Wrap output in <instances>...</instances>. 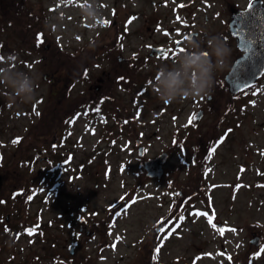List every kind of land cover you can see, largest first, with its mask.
<instances>
[{
  "label": "rangeland",
  "instance_id": "rangeland-1",
  "mask_svg": "<svg viewBox=\"0 0 264 264\" xmlns=\"http://www.w3.org/2000/svg\"><path fill=\"white\" fill-rule=\"evenodd\" d=\"M58 1L31 0L30 5L43 7L44 15H37L39 20L27 7L15 8L11 26L6 28L8 33H3L10 42L3 40L8 48L7 53L0 52L3 57L0 70L12 67L27 72L38 87L32 103L9 104L5 93L10 89L0 84V173L7 171V163H15L18 176L38 178L36 183L44 190L36 192L38 195L31 205H23V214L27 212L28 218L18 217L15 210L22 206L21 201L26 202V196L11 195V185L0 182V219L11 213L5 221L7 225L25 224L27 220L30 225L38 222V232L46 231L47 238L55 240L60 234L54 229L60 201L64 214L68 207L81 209L89 201L98 226L86 249L94 260L98 264H136L137 259L143 261L151 254L152 244L145 243L160 219L187 209L182 203L185 197L193 196L194 190L186 187L193 178L196 189L203 183L214 185L208 192L215 199V217L228 225L220 235L217 228L199 218L202 222L193 226L203 227V233L198 239L190 240L188 230L182 228L178 238L171 236L166 242L168 246L162 255L168 256L165 260L176 262L185 257L186 264H231L229 257L238 253L236 264H264V252H261L264 248V79L260 86L257 84L248 92L245 88L241 93L236 92L239 96L235 99L222 91L205 106L203 119L198 117L191 124L188 121L199 106L197 98L185 99L186 109L180 103L182 100L161 108L164 103H159L152 91L145 89L143 94H138L133 81L125 85L126 93L121 92L122 96L114 87L116 97L99 108L96 99L90 102L86 96L88 84L116 61L114 55L112 60L105 55H82L87 53L81 49L102 47L101 41L93 39L104 33H110L114 42L116 28L123 34L132 33L127 39L128 47H140L141 35L147 33L145 27L139 28L141 21L126 26L120 19L138 15L141 0H94L100 15L110 19L108 23L100 17L93 21L86 14V18H81L79 13L84 8L80 3L88 0H65L62 6L56 5ZM143 2L146 10L150 0ZM111 5L119 8L116 25L109 12ZM78 59L81 66L76 64ZM84 59H90L88 71ZM63 62L75 63L74 69L60 66ZM51 74L55 75L53 81ZM118 96L125 98L124 103L123 100L113 103ZM120 106L125 111L121 124L113 114L119 112ZM175 112L183 113L176 116ZM136 137L144 140V157L134 145ZM17 140L18 143H13ZM56 142L58 147L54 150ZM212 142L215 152H211ZM164 150L170 153L164 177L159 182L145 181L141 169L144 160ZM45 163L71 165L57 171L52 164ZM202 166L206 168L203 175ZM202 176L206 179L200 183ZM72 219L73 216L68 220ZM64 220L65 228L61 231L65 237L70 233L65 231L67 218ZM254 231L261 236L259 246L251 243ZM38 236L35 247H41L37 241H44L38 240ZM30 239V235L18 233L10 237L9 251L14 253H3L4 263L22 259L25 253L20 248L24 247L25 252L30 250Z\"/></svg>",
  "mask_w": 264,
  "mask_h": 264
},
{
  "label": "flooded vegetation",
  "instance_id": "flooded-vegetation-1",
  "mask_svg": "<svg viewBox=\"0 0 264 264\" xmlns=\"http://www.w3.org/2000/svg\"><path fill=\"white\" fill-rule=\"evenodd\" d=\"M64 2L65 0H59L56 5L62 6ZM94 2V0H88V2L85 4L80 3V7L82 6L85 8L86 6L92 5ZM98 3L99 6H101L100 1H98ZM30 4L31 0H0V52L3 50L5 53H7L5 49L8 47L6 48V45L3 42V40H6V34L3 33H8V29L6 28L11 26L10 20L12 15H15V8L17 10V8L20 6L24 8L27 7L31 13L35 12L36 16L34 17L35 19L38 18V20V16H40V14L44 15L43 7H40V4ZM143 4V0L139 1L137 7L138 15L134 14L120 19V22H124V25L126 26L134 21H141L139 28L143 29V27H145V31H147V33H145L146 35H141L139 41L140 47H128L127 39L132 33H129L128 35L127 32H125L123 34L120 30L118 31L119 28H116L114 32V35L116 36V38H114V42H112L110 33H104L93 39L97 42L101 41L100 44L102 47L100 46L99 48L97 46H93L86 47V49H81L82 52L87 53L82 55H105L106 59L111 58V60L112 56L114 55V59L116 61L113 66L110 65V67L103 69L102 73L94 77L96 79L89 82L88 93L86 96L90 98V102H93L95 101L94 99H96V103L98 104L97 107L99 108H101V105L110 104L109 100H112L113 97H116L113 94V88H118L117 94L121 95V92L125 94V85L131 81H133V83L138 88V94H143L144 90L147 89L156 95L152 88V82L155 78V75L162 64L167 63L171 65L175 62L177 54L181 52V48L187 50V40L185 37L195 36L201 41H206L212 35H220L227 41V44L231 49V55L225 60L223 66L219 67L215 71L214 84L211 92L208 95L201 96L196 99L199 106L196 111H193L192 114L196 116V121L200 118L203 119L202 117H204L206 114L205 106L210 105L211 101H215L214 99H216L217 95L222 93V91H227L228 97L230 99H235L237 96H239L241 91H239V93L233 94L229 89L230 87L225 77L230 72L231 67H233L235 63L238 62L242 57H245V55H253L254 62L260 60L264 56V0H150V6L145 5L147 8L146 10ZM181 5H183V7H181ZM103 6H106L105 3ZM109 9L110 14L115 20L114 24L116 25V23L119 22L116 18L120 13L119 8L117 9L114 7V5H111L109 6ZM79 14L83 19L87 17L84 12ZM60 15H62V11H60ZM177 17H179V19H177ZM100 18H102L104 22L110 21V19H108L106 16L100 15ZM96 20L100 19L97 18ZM129 21H131V23H129ZM111 23H113V20ZM244 25L248 26V28L250 27L251 32H247ZM123 35L126 37L123 38ZM7 40L10 42V38L8 36ZM177 41H179V43H177ZM203 46L205 48L207 47L206 44ZM60 51H62V49H59V52ZM165 56H167V58H165ZM77 61L78 62L76 64L81 66L80 59ZM62 64H64L66 68L71 66L74 69L73 66L75 63L63 62L60 66H62ZM88 64H90V59H84L83 65L86 71H88V67H90ZM53 76L55 75L51 74L50 76V80L52 81L54 80ZM45 77H47V75H45ZM263 79L264 71L260 76H258V79L253 84H251L249 87H246L244 90H247L248 92L249 89L251 90L258 85L260 86ZM149 88L151 89L149 90ZM121 100H123L122 102L124 103L125 98L118 96L117 99L113 101V103L116 101L121 102ZM187 100L188 99H186V101ZM237 101L238 99L235 100V104ZM158 102L162 103L159 99ZM184 102L185 99L180 103L183 104V108L186 109ZM165 106L166 104H164L161 108ZM123 110L124 109H122L120 106L119 112L117 113L114 111L113 113L120 120L119 124L124 123L122 114H124L125 111ZM77 112L78 110H76L74 114H77ZM87 112L90 113V111ZM181 113L175 112L174 115L179 116ZM123 129L124 128L120 127V130ZM252 129L255 131V127ZM138 140L141 141L140 144L137 143ZM212 141L214 142V140ZM213 142L210 145L212 147L214 144ZM134 145H137L138 148L140 145H143L145 148L144 140L140 137H136ZM57 147L58 142L55 143L54 150H56ZM45 164H52L51 166H54L57 171L71 165V163ZM143 164L141 169L143 171V176L145 179H147L145 181L149 180L159 182L167 172L165 168L163 176L152 177L148 175V172L144 168ZM0 166H2L1 163ZM6 166L7 171L0 173V182H7L9 185H11V195L15 194L19 197L22 195L26 196V202L21 201L22 206L15 210V216L20 215L18 217L23 216L28 218L29 214L27 212L23 214V205L25 203L27 204V207L31 205V202L38 195L36 192H42L44 189L40 188L38 183H36L38 178H33L30 180L29 178L24 179V177L18 176V174H16L14 171L16 170L15 163H7ZM45 166L46 165H44V167ZM200 168L202 170L201 175H203L206 168L203 166ZM4 169L6 170V168ZM42 170L43 169H41L40 173ZM202 178L203 179H201L200 183H203V180L206 179L203 176ZM192 179L193 178L189 180L187 184L188 186L186 187H189V190H194L193 196L189 195L185 197L182 203L186 205L187 209H179L177 210L178 214H176V216H170L168 214L160 219V222L158 226L156 225L154 231L149 232L150 235L147 236L148 239L145 243L146 245L152 244L151 254L146 255V259L142 258L144 262L140 261L141 258L137 259L136 264H147L146 261L148 264H186L185 257L180 261L174 262L172 260H165L168 258V256L163 257L162 255L165 252V248L168 246L166 242L170 240L171 236L173 237L172 239L178 238V234L182 233V228L188 230L189 235H191L190 240H195L198 239V235L204 231L203 227L201 226H193L194 223L201 221L199 218H202L205 224L211 225L208 223L207 217L194 216L191 214L193 212H206L208 213V216H214L212 223L217 225V229H226L228 223L217 219L213 211L215 199L210 198L208 188L213 187L214 185L208 186L207 183H203L202 186L199 185L196 189L195 183H192ZM62 190L63 189L61 187V189H59L60 195H62ZM141 191L144 190L141 189ZM29 197H31V199H29ZM60 202L61 203L58 209L59 214L57 215L54 228L58 229L60 234L56 236L55 240H53V238H47V234L45 233L46 231H43L42 234L38 232V222L36 224L32 223L30 225L27 220V222L25 221V224L19 222L14 224V226L11 224L7 225L5 221L10 219L11 213H8L6 218L3 217L0 219V264H5L3 261V253H7L9 255L14 253L9 251L10 244H8V239L17 233L18 235L24 234L27 236L28 229H35L34 234L30 235V250L25 252L24 247H21L20 252L25 253L23 258L19 259V261H13V259L11 261L8 260L7 263L98 264L97 261L92 257V253L87 250L90 246L89 242H92L93 238L96 236V228L98 226L97 223L94 222L95 219H93L94 217L91 214L93 210L90 209V202L87 201L85 205H82L81 209L72 208L73 206L68 207L65 214L62 201ZM0 213L2 214V212ZM71 216H73V219L72 221H69L68 219H70ZM180 216L184 217L183 221L179 220ZM64 218H67L65 231L70 233V235L65 237L64 233L62 235L61 231L63 228H65ZM177 222L180 223V227L176 228L171 235H168V231ZM44 226L45 224H43V229L45 228ZM39 234L40 237L38 236V240L42 239L44 241H37V245L39 243L41 244V247H35L37 238L36 236ZM256 235L257 233L255 231L252 232L250 240ZM234 243L237 245L239 244L237 241ZM193 244H195V242L192 241V245ZM101 245L103 244L101 243ZM157 247H160L159 253L156 252ZM39 250L41 253L38 252ZM230 258H232L231 264H236L238 261V253H234L233 257L231 256ZM193 259H195L194 255Z\"/></svg>",
  "mask_w": 264,
  "mask_h": 264
},
{
  "label": "clouds",
  "instance_id": "clouds-1",
  "mask_svg": "<svg viewBox=\"0 0 264 264\" xmlns=\"http://www.w3.org/2000/svg\"><path fill=\"white\" fill-rule=\"evenodd\" d=\"M83 12L93 21L100 17V9L94 3L86 6ZM186 40L187 50L178 53L171 65L162 64L152 82L157 98L164 104L208 95L214 84L215 71L231 55L227 41L220 35H212L206 41L195 36ZM0 84L10 89L5 93L9 104L16 101L29 104L35 100L38 85L27 72L5 67L0 70Z\"/></svg>",
  "mask_w": 264,
  "mask_h": 264
},
{
  "label": "water",
  "instance_id": "water-1",
  "mask_svg": "<svg viewBox=\"0 0 264 264\" xmlns=\"http://www.w3.org/2000/svg\"><path fill=\"white\" fill-rule=\"evenodd\" d=\"M264 71V56L254 62L253 55H245L235 65L227 75V80L230 84V90L232 93H236L243 88L250 86L254 83L258 76ZM140 153L143 154V147H140ZM140 154V155H141ZM167 152L160 153L157 157L149 158L145 161V168L148 171V175L161 176L163 174V163L168 157ZM252 242L259 245V237L252 239Z\"/></svg>",
  "mask_w": 264,
  "mask_h": 264
},
{
  "label": "snow or ice",
  "instance_id": "snow-or-ice-1",
  "mask_svg": "<svg viewBox=\"0 0 264 264\" xmlns=\"http://www.w3.org/2000/svg\"><path fill=\"white\" fill-rule=\"evenodd\" d=\"M181 7H183V5H181ZM250 7H251V5H250ZM134 19V18H133ZM177 19H179V17H177ZM105 23H107V21H105ZM129 23H131V21H129ZM186 39L188 38V37H185ZM42 42V41H41ZM177 43H179V41H177ZM185 49L184 48H181L180 49V51L182 52V51H184ZM165 58H167V56H165ZM0 59H3V57H0ZM85 75H87V73H85ZM254 95L256 94V93H253ZM254 103V102H253ZM97 111H98V109H97ZM196 119V116L195 115H193L190 119H189V121H188V123L189 124H191V123H193V121ZM19 141L17 140V141H13V143H18ZM221 143L223 142L222 140L220 141ZM216 151V147L214 146L212 149H211V152H215ZM210 155H211V153H210ZM29 199H31V197H29ZM133 203H135V201H133ZM192 215H194V216H205V217H207V219H208V223L209 224H211V226L214 228V229H216L217 228V225L216 224H214V223H212V221H213V218H214V216H208V213H206V212H193V213H191ZM179 220L180 221H183L184 220V217L183 216H180L179 217ZM180 227V223H175L174 224V226L168 231V235H171L172 234V232H174L175 231V229L176 228H179ZM218 230V232H219V234L220 235H223L224 234V231H225V229H223V228H219V229H217ZM162 231H163V229H162ZM229 231H235V229H229ZM27 232H28V235H33L34 234V232H35V229H28L27 230ZM113 247H115V245H113ZM156 252L157 253H159L160 252V247H157L156 248ZM261 252H264V248H262L261 249ZM258 255H259V253H258ZM229 259H231L230 257H229Z\"/></svg>",
  "mask_w": 264,
  "mask_h": 264
},
{
  "label": "bare ground",
  "instance_id": "bare-ground-1",
  "mask_svg": "<svg viewBox=\"0 0 264 264\" xmlns=\"http://www.w3.org/2000/svg\"><path fill=\"white\" fill-rule=\"evenodd\" d=\"M244 26L246 27L247 32H249V31L251 32V28L250 27L248 28V26H246V25H244Z\"/></svg>",
  "mask_w": 264,
  "mask_h": 264
}]
</instances>
